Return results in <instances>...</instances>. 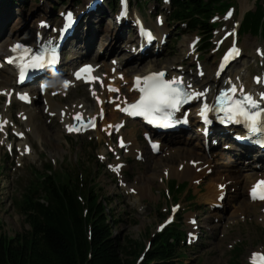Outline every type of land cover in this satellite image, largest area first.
Wrapping results in <instances>:
<instances>
[{
	"label": "rangeland",
	"instance_id": "374dc122",
	"mask_svg": "<svg viewBox=\"0 0 264 264\" xmlns=\"http://www.w3.org/2000/svg\"><path fill=\"white\" fill-rule=\"evenodd\" d=\"M242 1L244 0H228L225 8L216 11L214 20L216 29L212 45L201 50L200 43L197 46H191L193 40L201 39L199 34L196 32L178 33L176 27L169 25L168 20L165 22L169 12L168 3L161 4L154 0H131L132 12L142 13L147 26L157 25V19L162 18L164 23L159 27L164 26L166 30L164 34L169 35L165 38L169 40L164 43L160 54L152 56L150 53L149 56L138 59L137 46L131 50L135 45V36L129 27L124 30L125 37L123 36V39L117 42V46L120 45L119 54L115 57L114 54L106 53V44L113 46L116 43L110 36L113 34L115 37L118 29L109 32L106 29L108 25L112 28L115 26V17L112 14H117L118 8H109L108 2L104 0L103 8L99 12L91 13L89 17L83 18L77 39H72L68 45L70 53L78 49V56L72 61V65L77 67L80 57H86V60L90 62L103 55L107 57L105 61L108 64L115 63L123 70L132 68L130 75L135 72L134 65L141 67L156 63L157 68L167 64L174 68L182 66L189 77H198L200 71L203 70L205 73L203 79L212 80L216 72L217 61L222 51L231 45L232 34L237 30L239 21L247 11L256 8L257 0H248L249 7L243 12ZM85 2L86 0H70L65 4L58 0H16L14 2L1 0L0 40L10 35L11 29L17 32L18 37L30 34L34 18L41 13H46L51 22L56 23L60 20L57 16L61 11L70 9L77 3H79V8H85ZM90 2L87 4L89 5ZM259 3L264 4V0ZM229 8L234 10L232 16L225 14ZM238 43L243 57L239 59V63L236 62L237 66L243 63L249 77L254 79L259 77L260 82H264V41L259 35L248 32L240 34ZM101 46L103 47L99 52L97 49ZM65 67L60 68L61 71H65ZM71 73L70 69L65 77L71 78ZM122 76L124 73L119 74L120 79H123ZM56 78L50 81L47 95L52 96L61 85L62 79L58 78L56 81ZM222 81L224 82V79ZM123 85L121 95L127 93L128 82H123ZM91 91L90 86L76 83L65 92H58L53 100L60 103L57 108L64 107L65 109L78 104L79 100H85L83 101L85 109L89 112L93 111L97 104ZM113 99L109 100V110L116 109L112 102ZM127 99L132 100V97ZM7 101L6 96L1 94L0 109L5 104L9 105L7 114L11 115L14 122L18 124V129L13 122L9 123L8 129L3 130L0 127V233L13 236L29 229L19 202L32 182L36 180V174L47 172L46 166L49 163H52L55 171L58 172H68L73 170L77 164H83L85 170L95 172V184L98 186V191L109 198L108 209L117 221L114 226L115 234L122 240L136 239L142 243L144 249L147 246L150 248L160 230V224L169 216L171 206L179 205L176 222L181 224L187 238L192 233L189 217L195 216L192 221H196L194 223L195 232L192 234L197 236L190 243H187V239L183 242V250L186 252V257L182 260L184 264H233L236 262L234 259L235 246L240 248L236 256L240 264H249L252 251L262 250L264 252V221L260 219L262 206L247 204L245 186H243L249 179L242 177L244 168L248 166H237L236 160L232 159L233 155L222 150L220 146L221 149H216L210 156H207V159L212 158V170H209L200 180L192 181L189 178L170 176V166L175 165L181 169L184 162L192 161L191 158H205L203 156L204 144H201L202 151H200L193 137L187 141L189 131L200 132V126H196V122L187 132L176 133L165 140L167 142L173 140L175 136H181V142L174 145L185 147L183 148L185 155L177 156V152L170 151V146L163 148L159 154H153L145 138L144 127L138 122L127 121V126L123 130L125 139L135 137L143 148L142 155L134 156L127 154L125 149L119 147L118 136L120 134L118 132L105 131L102 117H100L98 127L94 130L85 133L80 130L76 134H67L56 115L49 117V113L46 110L43 111L45 100L39 98L34 105L29 106L35 108L39 105L40 108L34 120L38 134L31 126L26 125L25 119L21 116L24 106L19 100H14L11 104ZM119 117L122 118L121 115ZM80 119L83 118L79 115V119L76 118V120L80 121ZM24 132L28 137L26 140H29L32 145L30 152H25V140L22 137ZM222 142L221 139V145H223ZM186 148L191 150L188 151ZM117 156L120 157L123 165L119 170L113 167ZM220 158L226 163H218ZM218 166L231 169L233 167L229 175L240 185L229 184L223 198L212 205L205 200L204 194L209 186L221 182L218 180L221 175L218 176L219 174L215 171ZM223 173L221 171V174ZM184 182H188L184 193L173 194L178 198L177 201L173 196H166L169 191L171 193L177 191L179 184ZM145 183L150 185L148 193L143 194L141 191H136L135 187L143 190ZM240 188L244 191L238 194ZM231 195H235L233 196L235 199H230ZM231 200L233 201L230 202Z\"/></svg>",
	"mask_w": 264,
	"mask_h": 264
},
{
	"label": "trees",
	"instance_id": "16d2710c",
	"mask_svg": "<svg viewBox=\"0 0 264 264\" xmlns=\"http://www.w3.org/2000/svg\"><path fill=\"white\" fill-rule=\"evenodd\" d=\"M260 1L245 14L241 33L251 32L264 41V4ZM227 2L170 0L168 22L181 34H200L201 49L209 48L215 28L211 19ZM108 4L113 8L117 0ZM46 168L47 172L36 174L19 202L29 229L13 236L0 233V264H184L186 233L180 223L156 234L152 247L137 263L144 247L136 239L122 240L115 234L117 221L108 209L109 198L98 191L95 172L85 170L83 164L68 172L55 171L52 163ZM187 185L179 184L171 194L184 193ZM234 249L238 256L240 248ZM236 256L233 264H240Z\"/></svg>",
	"mask_w": 264,
	"mask_h": 264
},
{
	"label": "bare ground",
	"instance_id": "6f19581e",
	"mask_svg": "<svg viewBox=\"0 0 264 264\" xmlns=\"http://www.w3.org/2000/svg\"><path fill=\"white\" fill-rule=\"evenodd\" d=\"M90 0H86V3H88ZM1 4V3H0ZM103 4V3H102ZM101 4V5H102ZM100 7V5H97L96 7L92 8L90 11H87L86 13H84V17H89L92 14H94L92 11H94L95 9H98ZM249 7V2L248 0H244L242 1V9L243 12L244 10H246ZM130 12L128 10H125V14H129ZM113 17L117 18V14H112ZM136 15H138L137 17H140L143 21H144V16H142L141 14L136 13ZM136 15L133 14L134 17V22L136 21V25H137V18ZM127 16L122 17L119 19L118 21V25L116 26L115 24L116 21L114 20V27L112 28V26H107V31H113V30H117L115 37L112 34L113 39L116 41V43L113 46H109V44H106V53H110V55L114 54L115 57L119 54L118 51L120 50V45L117 46V42L120 39H123L124 36V30L126 29V25L129 26L130 24L127 23L126 21ZM83 18H80V22H82ZM141 21V20H140ZM52 24L51 20L49 19V17L46 15V13H41L39 14V16H37L36 18H34V24L32 25L33 27L30 30V37L25 38L24 35H20V37H18L17 32L14 31V29H11L10 35L6 38H3L2 40H0V60H4L7 56V54H10L11 50L13 49V46L20 44V45H26L28 48L29 47H33L36 45V41L33 38L37 33H40L41 35H45L47 33L48 27ZM54 26V25H53ZM120 29V30H119ZM150 29L155 32H153V39H147L145 37V35L140 36L139 37V42L140 43H146L148 42L150 44V46L148 48H146V50L141 53L140 51H138L136 53V55L138 56V59L143 57V56H149L150 53H160V48H161V37L162 35L166 32L164 27H159L158 25H154V26H150ZM98 32V31H97ZM96 33V32H95ZM139 36V35H138ZM125 37V36H124ZM138 43L139 45H142ZM116 45V46H115ZM103 46H101V48L97 49L99 52L101 51ZM118 47V48H117ZM97 48V47H96ZM107 48H109L107 51ZM133 48H131L132 50ZM136 49H138V47H136ZM152 51V52H150ZM240 52H242L240 50ZM74 56V54H73ZM72 56V59H73ZM81 56V55H80ZM83 56V55H82ZM86 58V57H85ZM107 57L105 56H100V58L96 59L95 61H90V65H92L93 70L96 71L97 67L102 66L103 71L98 72L97 74H95V78H94V82L90 83V87L92 88V93H93V97L96 98V100L98 101L99 104V100H101V104H96L94 106V110L93 111H89L87 112V110L85 109V104L83 101L85 100H79L77 103L78 104H74L72 106H68L66 107V109L64 107L61 108H57L58 105H60V103H56L54 99V95L57 94V92H65L67 89L70 88V86L76 85V81L77 79L75 78L74 74H72V76H70L71 78H67V77H61L63 74V71L59 72L60 75H58V77L62 78L61 80V85L57 88V91L53 93V95H47V88L45 90H40L38 88V85L36 87H34L35 89H33V91H30V93H27V91H20L19 95H23L25 93H27L28 95L30 94L32 101H31V105H34L35 102H37V100L39 98H42V100H45V105L43 106V111H47L49 114V117H52V115H56V117L61 121L62 126L65 130V132H67V130H69V126L73 125V120H75L77 118L78 115L82 116V124L81 127L85 124H87L90 121H96L98 126V121H99V117L100 114L105 113V117L104 120L102 122V124L105 126V131L106 132H115L116 131V123L117 121H122V118H120L119 114L117 111L115 110H109V100L111 98H115V104L119 105V104H124L125 102H127L126 100V96H131L133 97V100L137 97L138 93L137 90L133 87V77L134 76H140V77H145L148 76L149 74H152L154 72H160V71H167L168 72V78L167 79H172V78H180L183 79L184 81H186L188 83V87L191 88L195 93H201L202 95L199 97H206L207 100H213L217 97L218 94H225L226 97H229L231 95H233V92H230V89H232L233 87H235L237 90L235 92H242V93H249L251 95H254L255 93H257L258 97L260 98L263 94H264V82H260L259 79L255 80L251 77H249L247 75L248 71L246 69H244V64L241 63L240 65L242 66H235L232 69H230L228 71L227 74H223L220 75L217 72L213 74V79L207 81V79H203L204 78V72L203 70L200 71V74L197 76H192L189 77L187 76V72H185V69L181 66V67H171L170 65H163L161 67L156 66V63H149L147 66L143 65L141 67H139V65H134L133 68L135 69V72L133 75L131 74V70L132 68H130V70H123L120 69L119 66H117L116 64H108L105 60ZM72 59L69 61L71 62ZM5 63V62H4ZM72 64V62H71ZM128 67V66H127ZM132 67V66H131ZM246 71V72H245ZM1 72V81L0 84H2V86H0V94H3L5 96H7V98L9 97L10 101L12 102L13 100H16L18 98V93H16L15 91L13 92L12 89L15 86V82H16V74L15 72L11 69V66H5L4 68L0 69ZM120 73H124V77L123 79L119 78V74ZM97 76H101L103 78V87H101L100 83H97V81L95 80L97 78ZM224 79V82L222 81ZM63 80H69V84L67 87H65L64 85H62V81ZM43 81V80H41ZM56 81H58V78H56ZM123 82H128V85L126 86L127 88V95L123 96V95H118L115 94L109 90L107 88V86H114L116 88H118L120 91H122L123 88ZM210 82V83H209ZM50 83V82H49ZM220 83V84H219ZM216 85V86H214ZM34 86V85H33ZM33 86H31L30 88H32ZM24 90V89H23ZM222 97V96H221ZM222 99H224L222 97ZM227 99H224V101H226ZM22 101V100H21ZM31 105H27L25 103H23L24 106V110L21 112V116L25 119V123H27L26 125L31 126L34 131H36V133H38L37 131V126L34 122L35 120V116L36 114L39 113L40 108L39 105L35 108H31L29 106ZM198 107V106H197ZM57 108V109H56ZM7 110H8V104H5L4 107L2 109H0V126L2 128H6L8 129V125L10 122H13V124H16V129H18V124L16 122H14V120L12 119L11 115L7 114ZM63 110L64 113L62 112ZM194 111H200L199 108L193 109ZM192 110V111H193ZM117 114H116V113ZM191 114V113H189ZM194 115H199V113H193ZM107 115L108 119H107ZM107 120V121H106ZM195 122H198L199 120H194ZM192 121V122H194ZM133 122H137V121H133ZM110 124V126H109ZM27 126V128L29 127ZM202 127L203 125H201L200 131L202 132ZM30 128V127H29ZM31 130V128H30ZM19 132H23V130H19ZM187 132V131H186ZM189 134H187V141L190 138H194V140L196 141V146L197 148H199L200 151H202V149H200L201 144H204L205 147V138L204 136L199 133L198 131H189ZM39 134V133H38ZM120 134L125 135V132H123V130H120ZM229 134V132H220V134L217 133H213L212 137L209 136V134L206 136L208 138V144L210 145V149L212 150H216V149H221V147L223 148L222 150L224 151H228L232 156V159L236 160V165L237 166H248L245 167V171L242 174V177L244 178H249L244 184L243 186H245V194H246V198H247V204L248 205H258L259 203H262L264 205V201L262 202H258V201H251L250 198V194H249V190L251 187H253V180H251V178L253 177V175L256 173V169H255V165L254 164H250L249 162H244V159L240 156V151L239 149H236L234 151H232V149H230V145L233 144L232 139L229 137H227ZM24 140H25V146L24 148H26L27 146H31L29 140H26L28 137L26 135V133L24 132L22 134ZM122 137V139H123ZM180 139V140H179ZM221 139H222V143L223 145H221ZM126 141V145H125V151L127 154H132L134 156H138V155H142L143 153V148L140 146L138 140L134 137H129L125 139ZM181 142V136H175L173 138V140L167 141V142H162L160 144V152L163 148H169V146L171 147L170 151L174 150V152H177V156L179 155H185V152L181 145H174V144H179ZM221 146V147H220ZM176 148V149H174ZM186 150H191V149H187ZM171 151V152H172ZM200 151L198 153H200ZM159 152V153H160ZM213 151H211L208 155L203 152V156L205 157L204 159H193L191 158L192 161H190V163L188 161L186 162H182L183 163V167L180 169L179 167L172 165L170 166V170H169V174L170 176H177L179 178H189L190 180H200L202 178V176H204L209 170H212V166H211V159H207V156H210L212 154ZM158 153V154H159ZM226 153V152H225ZM189 154V153H188ZM206 154V155H205ZM227 154V153H226ZM210 160V161H209ZM228 160V159H227ZM120 162V158L119 156H117V158L115 159V162L113 164V167H117V163ZM218 163H226L225 160L223 159H219ZM254 168V169H253ZM167 171V170H166ZM215 171L217 172V174H219V181H221L220 183H215L212 184L211 186L208 187V189L206 190L205 194H204V198L205 200L208 202V204H216L218 202V198L222 197L226 192H227V188L229 184L235 183L233 186H239L240 184L238 182H235L232 180L231 176L229 175L231 171H233V167L231 168H223V167H216ZM221 171H223L224 173L221 174ZM261 172H259V179H264V175H262L264 173V169H260ZM238 181V180H237ZM146 182H150L147 181ZM132 187V186H131ZM134 188V187H133ZM136 191H141L143 192V194L148 193L149 189H150V185L146 183L143 184V190H141L140 187H135ZM244 189L240 188L238 189V194L243 193ZM235 196V195H233ZM232 195L230 196V199H235V197H233ZM237 196V195H236ZM233 200H231L230 202H232ZM252 205V206H253ZM226 206V205H225ZM243 209V207L241 208ZM192 218H195V216L191 215V217H189L188 221L189 224L191 226V232H194L195 228H194V224L191 222ZM260 219L262 221H264V210H262V213L260 215Z\"/></svg>",
	"mask_w": 264,
	"mask_h": 264
},
{
	"label": "snow or ice",
	"instance_id": "6c2138e0",
	"mask_svg": "<svg viewBox=\"0 0 264 264\" xmlns=\"http://www.w3.org/2000/svg\"><path fill=\"white\" fill-rule=\"evenodd\" d=\"M72 20V14H68L69 23ZM24 48L23 45H15L13 46V50ZM30 49H24V52H30ZM238 49H230L229 53L238 54ZM23 59V56L21 57ZM45 57L42 55H34L31 56L28 62L24 65V67L31 68H39L43 66V61ZM9 60L12 62H16L15 58L9 57ZM88 67V66H86ZM83 71V69L81 70ZM23 70L21 71V78H23ZM163 73H152L146 77H137L136 87L139 88L142 95L139 100L134 104L123 109L124 111H129L131 115H136L137 112L141 115H145L151 118V122L156 123V114L162 112L164 109H176L178 105L184 102L186 99H191L193 97L199 98L201 93H192V92H182L180 88L177 86L180 81L178 78H173L172 80L165 81L162 79ZM79 77V73H77ZM145 81L144 85L141 86L139 81ZM69 82L65 81V86H67ZM237 89L233 87L230 89V92H235ZM222 97L227 99V104L221 108V111L226 113V118L228 120H235L236 122H245L252 132H256L259 127L264 126V109H260L258 106V102L253 100L251 96H245L243 100L226 97L225 94L222 93ZM23 98H26V94H24ZM224 99L221 100V103H224ZM207 105H204V110L201 112V115L204 116L205 121L207 120ZM79 119V115L77 116ZM3 123V122H0ZM89 126H93L90 124ZM76 130L73 126H69V131ZM264 142V141H262ZM155 148L156 145L154 144ZM253 198L264 199V192L257 193V188L253 187L252 189ZM252 264H264V253H253L252 255Z\"/></svg>",
	"mask_w": 264,
	"mask_h": 264
}]
</instances>
